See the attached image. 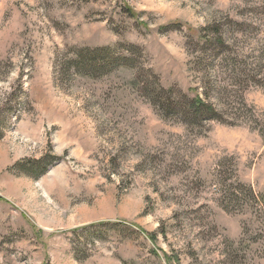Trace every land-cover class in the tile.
Returning <instances> with one entry per match:
<instances>
[{
  "label": "rangeland",
  "instance_id": "1",
  "mask_svg": "<svg viewBox=\"0 0 264 264\" xmlns=\"http://www.w3.org/2000/svg\"><path fill=\"white\" fill-rule=\"evenodd\" d=\"M205 36L219 83L247 65L258 126L196 134L145 97L201 91ZM107 47L134 67L95 62ZM219 161L264 189V0H0V264H264V219L220 206Z\"/></svg>",
  "mask_w": 264,
  "mask_h": 264
},
{
  "label": "trees",
  "instance_id": "2",
  "mask_svg": "<svg viewBox=\"0 0 264 264\" xmlns=\"http://www.w3.org/2000/svg\"><path fill=\"white\" fill-rule=\"evenodd\" d=\"M212 32L219 34L217 28H213ZM201 41L202 44L198 45L197 51L200 55L195 58L190 68L194 78L201 85V91L198 92L197 87L188 91L179 85L165 87L157 81L147 79L143 87L147 100L161 118L181 123L188 131L196 134L206 132L211 122L233 126L253 122L258 126L256 108L249 105L244 97L245 89L254 82V79H247L250 77L247 65L234 59L231 65H227L228 71L225 73L229 82L222 85L215 75L217 68L223 67L222 59H215V56L223 48L226 49L224 40L221 36L218 39L205 36ZM109 51L114 50L109 47L93 50L95 62L98 59L112 60L106 63L112 65L110 70L117 65L134 67L135 59L130 50L116 52L115 57L109 55L105 57L106 52ZM244 75L245 78L242 77ZM192 91L195 92L194 95L190 94ZM214 93L218 94L215 98L218 104L211 100L214 98ZM255 126L254 128H257ZM42 162H33L34 167ZM213 175L218 179L219 184L218 202L225 211L237 213L251 211V214L258 219H264V189L257 191L253 186L242 181L235 166L229 168L224 162L217 163Z\"/></svg>",
  "mask_w": 264,
  "mask_h": 264
}]
</instances>
